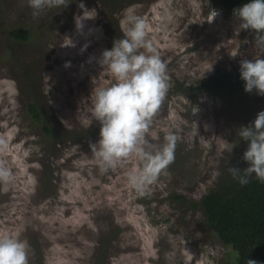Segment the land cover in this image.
Returning <instances> with one entry per match:
<instances>
[{
  "label": "rangeland",
  "instance_id": "rangeland-1",
  "mask_svg": "<svg viewBox=\"0 0 264 264\" xmlns=\"http://www.w3.org/2000/svg\"><path fill=\"white\" fill-rule=\"evenodd\" d=\"M78 3L34 18L27 0H0V167L12 174L0 182V235L26 240L29 264L37 258L41 264H94L100 249L101 264L234 262L235 251L192 203L215 188L243 145L238 128L250 122L251 96L179 88L218 69H239L241 59L258 52L253 31L236 34L235 17L209 0H133L116 9L113 26L121 37L124 16L134 10L167 66L169 88L146 134L148 145L162 142L164 128L180 136L174 161L138 195L127 176L142 161L133 155L103 172L89 147L99 138L89 111L94 90L113 82L97 60L111 47L103 2L83 0L96 16L81 30L74 22ZM210 9L218 15L208 22ZM13 28L28 29L27 39H14ZM32 102L52 121L51 134L43 128L47 120L28 111ZM87 131L93 134L70 141ZM56 132L64 138L57 143Z\"/></svg>",
  "mask_w": 264,
  "mask_h": 264
},
{
  "label": "clouds",
  "instance_id": "clouds-1",
  "mask_svg": "<svg viewBox=\"0 0 264 264\" xmlns=\"http://www.w3.org/2000/svg\"><path fill=\"white\" fill-rule=\"evenodd\" d=\"M70 2L27 0L34 18L46 9H61ZM78 7L81 13L74 15V22L75 28L81 30L84 21L95 18L96 11L87 8L83 0H79ZM210 12L208 22L218 15L216 9H210ZM233 16L238 22L235 33L253 31V45L258 49L251 59L239 61L244 91L264 95V0H245L233 9ZM123 23V37L114 39L111 48L103 49L97 60L101 68L110 73L113 82L94 90L89 111L92 119L99 123V138L89 147L103 172L133 155L142 161V167L129 171L127 179L133 191L143 195L174 161L180 136L178 131L164 128L162 142L156 146L148 145L146 134L169 88L167 66L149 39V29L141 16L129 10ZM238 54L239 50L233 56ZM68 64L65 62V66ZM211 68L212 64L207 70ZM238 136L247 141L242 154L247 166L228 167L229 175L240 186L247 185L252 177L264 182V110L258 111L250 124L240 126ZM11 175L8 168L0 167V182H8ZM29 249L28 242L18 236L0 235V264H29ZM235 258L238 262V252ZM246 264L258 262L248 259Z\"/></svg>",
  "mask_w": 264,
  "mask_h": 264
},
{
  "label": "trees",
  "instance_id": "trees-1",
  "mask_svg": "<svg viewBox=\"0 0 264 264\" xmlns=\"http://www.w3.org/2000/svg\"><path fill=\"white\" fill-rule=\"evenodd\" d=\"M103 2L108 12V22L103 24L105 33L109 39V46H112L113 40L120 38L121 34L113 17L116 9L123 2H132L133 0H100ZM215 7L223 12L233 16V9L245 2V0H209ZM120 34V35H119ZM10 35L14 39L25 40L29 35L28 29L13 28ZM244 82L240 78L239 69L233 71L217 70L213 74L202 79L195 86L179 88L183 93L194 94L204 91L215 93H239L250 95L249 117L250 122L255 118L258 111L264 110V95H257L255 91L245 92ZM189 91V92H188ZM188 95V94H187ZM28 111L39 121L43 123L45 131L52 133L49 125L52 124L49 116H45L44 111L38 109L35 103H30ZM52 115V114H51ZM93 132H85L70 137V141H78L83 137L90 136ZM57 140H63L62 134L56 132L54 135ZM66 139V138H65ZM247 147V141L235 150L228 161V167L244 168L247 163L242 159L243 151ZM221 177L215 186L207 192L197 203H192V207L199 206L206 215L209 225L212 227L218 239L225 246L231 247L235 253H239V260L225 264H246L248 259L257 260L258 264H264V182L255 177L250 179L247 185H238L229 175ZM179 199L185 200L179 196ZM99 256L94 264H101L104 250H99ZM37 264H41L40 259H36Z\"/></svg>",
  "mask_w": 264,
  "mask_h": 264
}]
</instances>
